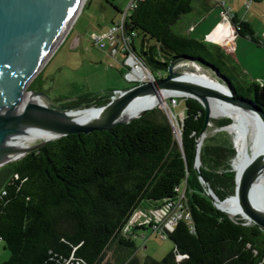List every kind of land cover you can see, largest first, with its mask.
<instances>
[{
    "label": "trees",
    "instance_id": "1",
    "mask_svg": "<svg viewBox=\"0 0 264 264\" xmlns=\"http://www.w3.org/2000/svg\"><path fill=\"white\" fill-rule=\"evenodd\" d=\"M104 1L116 7L117 0ZM210 10L209 0H140L126 19L125 34L157 79L165 78L173 62L193 61L218 75L234 97L253 100L264 111V83H249L223 47L183 29V18L195 14L202 20ZM233 24L240 37L264 47L236 13ZM41 74L31 90L41 91ZM110 99L107 93L84 94L64 105L101 107ZM180 102L185 105L180 139L157 107L129 124L68 135L7 164L13 172L0 193V241L10 253L4 264H264V230L230 218L204 195L193 166L205 111L195 99ZM212 122L218 128L231 124ZM235 155L232 147L210 139L202 148V172L222 200L234 194ZM183 186L190 218L167 233L173 250L161 261H141L129 222L138 214L151 218L176 201ZM147 226L153 223L134 229Z\"/></svg>",
    "mask_w": 264,
    "mask_h": 264
},
{
    "label": "water",
    "instance_id": "2",
    "mask_svg": "<svg viewBox=\"0 0 264 264\" xmlns=\"http://www.w3.org/2000/svg\"><path fill=\"white\" fill-rule=\"evenodd\" d=\"M85 3L86 0H0V166L18 161L68 135L109 131L117 125L129 124L157 108L143 107V102L151 98L163 94L168 98H192L205 111L193 166L204 195L230 218L220 205L230 203L246 225H257L264 230V197L257 186L264 175V111L253 100L234 97L218 75L214 74L212 85L200 83L176 70L180 63L197 65L195 62L175 61L165 71V78L109 92L107 96L111 99L107 104L89 108L58 106L45 92L31 90ZM211 100L254 115L261 124L259 139L262 145L239 170L232 169L235 172L234 194L223 200L217 197L202 172L201 152L215 119L211 113ZM159 107L165 110L175 129L168 113L169 108L173 114L170 105L166 103V107L162 104ZM228 126L221 129L226 130ZM28 132L44 134L47 139L21 149L18 142ZM175 135L179 138L177 133Z\"/></svg>",
    "mask_w": 264,
    "mask_h": 264
},
{
    "label": "rangeland",
    "instance_id": "3",
    "mask_svg": "<svg viewBox=\"0 0 264 264\" xmlns=\"http://www.w3.org/2000/svg\"><path fill=\"white\" fill-rule=\"evenodd\" d=\"M130 1L131 0H117L115 2L116 7H113L104 0L86 1L66 38L56 49L41 72V78L37 84L40 90L45 91V94H47L56 105L65 106V103L75 101L84 94H106L113 91H122L134 85L129 84L125 80V75L128 73L129 69L123 65L125 55L122 49L117 59L112 57L105 58L103 55L109 54L110 41L106 40L108 45L106 50H100L97 47L91 46L90 41V37L93 34H103V32L109 30L114 23L120 22L123 14H126L128 11ZM217 2H225L226 7L231 11L241 13L252 23L254 30L264 39V2L258 4L250 0H245L242 4L240 0H230V2L227 0H209L211 10L202 20H199L198 16L196 18L195 14H193L186 16L181 21L185 23L188 19H196L199 22L195 31L190 33L193 38L202 39L203 34L213 27L215 21H223L221 16L223 8L219 7ZM198 10H200V8H198ZM130 13L131 12H128V14ZM228 28L229 27L226 26L225 30H228ZM223 31H220L221 34L219 36H212L210 38L218 42L220 46H223L222 43L227 39L224 38L223 35L225 32L223 33ZM79 36L83 38L85 43V46L81 49L76 46V40ZM205 40L208 41L207 36ZM135 44L137 50L140 51V40L137 39ZM234 44L232 47L234 57H231L230 54L227 53L238 66L242 77L249 83H264V47H259L240 36ZM198 66L201 68L202 72L212 79H215L213 72L200 65ZM176 70L181 73H192L196 71L192 63L189 62L180 63ZM162 75L166 77L167 73L163 72ZM169 99L170 98L166 100L168 104ZM171 110L177 117V119H173V121L176 126L175 132L178 133L180 123L184 119L185 105L180 102L177 106L171 107ZM168 113L171 114L169 108ZM219 119L221 118H215L213 120ZM178 137L180 139V134ZM209 139L212 140L214 144L232 147L237 153L233 135L226 130L216 127L213 122L212 126L209 127L205 142ZM44 140V138L39 137L34 140V142L27 139L24 141L28 146H32ZM232 162L230 163L231 169H233ZM12 172L13 170L9 165L0 166V193L10 180ZM181 191H184V186L181 188ZM228 214L233 219L240 218L231 213ZM133 233H135L133 240L136 246V256L141 261H145L148 258L161 261L174 248L173 243L169 239L160 238L149 226H147L146 229H134L131 227L130 234ZM109 256L110 255H108L107 261H111ZM9 258L10 253L5 249L4 243L0 241V264H4Z\"/></svg>",
    "mask_w": 264,
    "mask_h": 264
},
{
    "label": "built area",
    "instance_id": "4",
    "mask_svg": "<svg viewBox=\"0 0 264 264\" xmlns=\"http://www.w3.org/2000/svg\"><path fill=\"white\" fill-rule=\"evenodd\" d=\"M140 0H131L128 11L126 14H123L120 22L114 23L113 26L104 34H93L90 37V41L93 47H97L100 50H105L107 48L106 40L115 41L116 35L122 43V52L125 55L124 66L129 69L128 73L125 75V80L129 84L139 85L147 82H155L157 78L139 61L137 55L135 54L132 48V40L125 34V22L128 17V12L133 11ZM223 8L221 11V16L223 19L224 25L230 28V36L228 38L229 43L224 47L227 52L232 51L234 40L237 38V29L233 24V19L235 18V13L225 6L224 3L218 2ZM119 52V48H112L111 53L116 55ZM117 94V93H116ZM170 108L177 106L178 98H170ZM170 118L174 124L173 119H177L174 114H170ZM175 125V124H174ZM176 128V126H175ZM176 133V132H175ZM180 133V129L178 135ZM180 194L179 198L176 201L168 203L167 206L158 210L155 213H152L151 218L145 216L144 214H138L146 220V224L150 222L153 223V231L162 239H167V233L172 232L178 223L183 219H189L190 215L187 212L186 207V197L185 191H181V188L177 190ZM182 256L177 257V261H181Z\"/></svg>",
    "mask_w": 264,
    "mask_h": 264
},
{
    "label": "bare ground",
    "instance_id": "5",
    "mask_svg": "<svg viewBox=\"0 0 264 264\" xmlns=\"http://www.w3.org/2000/svg\"><path fill=\"white\" fill-rule=\"evenodd\" d=\"M87 1V0H86ZM226 26L220 25L219 29L213 36H218L225 29ZM221 31V32H220ZM196 71L192 73H186L185 76L188 78L198 81L200 83L212 85L214 79L202 72L201 68L198 65L192 64ZM215 78V77H214ZM168 99L167 94L160 95L159 98H151L143 102V107L155 108L161 104L166 107V100ZM211 113L215 118H229L232 120L230 126L226 128L231 135H233L235 140V145L237 149L236 157L232 162L234 170H239L242 164L247 160L249 156L257 153L258 149L261 147L262 143L259 139V130L260 123L256 120L254 115H249L240 111L228 104L219 103L217 101L211 100ZM178 135V133H177ZM179 136V135H178ZM42 137L45 140L47 136L41 133L28 132L25 136L21 137V140L18 142V147L21 149L27 148L28 144L25 143V139L31 140L34 142L37 138ZM257 186L261 190V194L264 197V175L258 181ZM264 203V199H263ZM220 207L228 213H231L234 216H238L237 211L230 203L220 205ZM264 207V204H263Z\"/></svg>",
    "mask_w": 264,
    "mask_h": 264
},
{
    "label": "crops",
    "instance_id": "6",
    "mask_svg": "<svg viewBox=\"0 0 264 264\" xmlns=\"http://www.w3.org/2000/svg\"><path fill=\"white\" fill-rule=\"evenodd\" d=\"M227 1H229L230 2V0H227ZM244 1L245 0H240V3L242 4V2L244 3ZM251 1V0H250ZM262 2H264V0L262 1ZM261 2V3H262ZM222 3H224L225 4V6H226V3L225 2H222ZM253 3H256V2H253ZM258 4H260V3H258ZM217 5L219 6V7H221L220 6V4L217 2ZM234 13H236L238 16H239V18L240 19H243V20H245V21H247L248 23H250V21H248L241 13H238V12H234ZM194 21V19H188L184 24H183V29H185L186 30V28L188 29V30H186V33H191V32H194L195 31V29L197 28V26L199 25V22H196V23H194L193 22ZM114 23V22H113ZM223 23V21L222 22H218V21H215V23H214V25H213V27L208 31V32H206V33H204L203 34V38L204 37H206L207 36V39L210 41V42H212V43H215V44H218V42H216L214 39H210L214 34H215V32H217L218 31V29H219V27H220V25ZM251 24V26H252V28H253V30H254V27H253V25H252V23H250ZM225 29H226V27H225ZM224 29V30H225ZM108 31V30H107ZM107 31H105V32H103V34L104 33H106ZM225 32V33H224ZM230 32H231V30H230V28H228V30H225V31H223V33H224V38L226 39V41L225 42H227V40H228V38H229V36H230ZM254 32L256 33V35L258 36V37H260L261 38V35L260 34H258L255 30H254ZM222 33V34H223ZM219 36V35H218ZM238 38V37H237ZM237 38L234 40V42L236 43L237 42ZM245 39V38H244ZM263 41H264V39L263 38H261ZM230 41V40H229ZM223 42V41H222ZM221 43V42H220ZM224 43V42H223ZM228 43V42H227ZM87 44V43H86ZM235 45V44H234ZM76 46L78 47V48H82V47H84L85 46V43H84V40H83V38L82 37H78L77 38V40H76ZM91 46H92V44H91ZM107 47H108V45H107ZM116 47H118L119 48V52H120V50L122 49V43H121V41L118 39V35H116V39H115V41H110V47H109V54L107 55H103V57H105V58H109V57H112V58H115V59H117L118 57H119V52L116 54V55H113L112 53H111V49L112 48H116ZM221 47H223L224 49H225V47H224V44H223V46H221ZM107 49V48H106ZM105 49V50H106ZM226 50V49H225ZM227 52V51H226ZM229 54H230V56L231 57H234V54H233V50L231 51V52H228ZM233 60V59H232ZM234 61V60H233ZM235 63V62H234ZM123 65H124V63H123ZM144 224H146V220L143 218V217H141V216H139V215H135L132 219H131V221L129 222V224H128V228H127V230L128 231H130V229H131V227L132 228H135V227H138V226H141V225H144Z\"/></svg>",
    "mask_w": 264,
    "mask_h": 264
},
{
    "label": "flooded vegetation",
    "instance_id": "7",
    "mask_svg": "<svg viewBox=\"0 0 264 264\" xmlns=\"http://www.w3.org/2000/svg\"><path fill=\"white\" fill-rule=\"evenodd\" d=\"M39 92H45V91H39ZM45 93H46V92H45ZM64 107H71V106H66V105H65Z\"/></svg>",
    "mask_w": 264,
    "mask_h": 264
},
{
    "label": "clouds",
    "instance_id": "8",
    "mask_svg": "<svg viewBox=\"0 0 264 264\" xmlns=\"http://www.w3.org/2000/svg\"><path fill=\"white\" fill-rule=\"evenodd\" d=\"M134 86V85H133Z\"/></svg>",
    "mask_w": 264,
    "mask_h": 264
}]
</instances>
